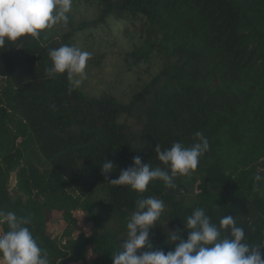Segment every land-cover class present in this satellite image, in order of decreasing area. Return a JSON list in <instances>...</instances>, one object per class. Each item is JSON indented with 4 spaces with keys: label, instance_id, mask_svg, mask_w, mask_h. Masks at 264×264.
<instances>
[{
    "label": "trees",
    "instance_id": "trees-1",
    "mask_svg": "<svg viewBox=\"0 0 264 264\" xmlns=\"http://www.w3.org/2000/svg\"><path fill=\"white\" fill-rule=\"evenodd\" d=\"M72 4L91 7L94 17L75 20L70 11L66 26L0 49V209L31 218L27 227L50 264H112L127 218L148 196L165 203L150 230L153 250H173L167 234L197 207L216 224L232 216L247 243L264 244V182L253 185L257 173L264 176V0ZM113 24L133 35L125 61L134 79L123 98L86 95L78 87L69 94L66 74H47L50 49L74 46L86 29ZM196 131L209 150L189 175L175 178V188L155 180L138 193L111 185L100 172L108 159L117 166L109 177L116 178L134 156L163 168L156 144L190 147ZM79 209L91 232L72 236ZM52 211L66 223L64 240L47 230ZM6 230L0 223V234Z\"/></svg>",
    "mask_w": 264,
    "mask_h": 264
},
{
    "label": "clouds",
    "instance_id": "clouds-1",
    "mask_svg": "<svg viewBox=\"0 0 264 264\" xmlns=\"http://www.w3.org/2000/svg\"><path fill=\"white\" fill-rule=\"evenodd\" d=\"M71 7L72 0H0V49L21 37L38 38L41 31L57 24L66 26ZM91 55L72 45L50 49L48 56L52 63L47 74L53 78L56 74H66L70 94L86 78ZM193 136L196 142L190 147L174 142L162 149L156 144L154 151L163 168L142 163L140 156H134L132 165L120 170L116 178L109 177L117 166L108 159L100 166V172L111 185L128 186L138 193H144L155 180L163 181L165 188H175V178L189 175L209 150V141L202 132L196 131ZM260 182H264V176L257 173L253 185ZM164 210V201L156 196L137 201L126 221L123 235L126 239L111 253L112 264H264L261 256L264 244L247 243L245 230L237 225L235 218L225 215L216 224L199 207L186 216L182 228L167 234V241L175 245L173 250H153L150 230ZM0 223L7 227L0 234V264H50L47 251L39 246L27 227L30 217L0 209ZM183 231L188 233L186 239L181 235Z\"/></svg>",
    "mask_w": 264,
    "mask_h": 264
},
{
    "label": "rangeland",
    "instance_id": "rangeland-1",
    "mask_svg": "<svg viewBox=\"0 0 264 264\" xmlns=\"http://www.w3.org/2000/svg\"><path fill=\"white\" fill-rule=\"evenodd\" d=\"M70 11L72 18L75 20L84 19L90 21L95 15L91 7L82 4H72ZM116 26L115 24L111 25L112 29L90 27L84 33L78 35V40H76L74 46L92 53L85 69L86 78L78 87L86 95L100 96L102 94H111L117 98H123L132 89L131 84L128 82L134 79V76L131 75L128 64L125 61V53L131 48L130 40H133V35L124 33ZM143 76H146V74ZM2 86L3 81L0 79V89ZM14 184L15 174L13 173L10 177V187L13 188ZM74 214L77 217V225L72 231V236H76L80 232L89 234L91 232V223L88 221L87 213L79 209L75 210ZM46 224L47 230L51 235L64 240L63 232L66 228V223L61 217V212L52 211L49 213ZM67 227L71 228L69 225ZM91 258L92 256L90 255L88 261ZM73 264H81V262Z\"/></svg>",
    "mask_w": 264,
    "mask_h": 264
}]
</instances>
